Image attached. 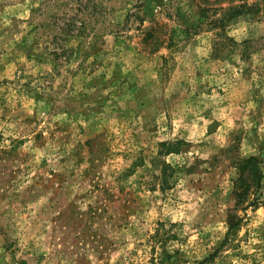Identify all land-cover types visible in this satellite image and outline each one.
I'll return each mask as SVG.
<instances>
[{
	"label": "rangeland",
	"instance_id": "obj_1",
	"mask_svg": "<svg viewBox=\"0 0 264 264\" xmlns=\"http://www.w3.org/2000/svg\"><path fill=\"white\" fill-rule=\"evenodd\" d=\"M0 264H264V0H0Z\"/></svg>",
	"mask_w": 264,
	"mask_h": 264
},
{
	"label": "trees",
	"instance_id": "obj_2",
	"mask_svg": "<svg viewBox=\"0 0 264 264\" xmlns=\"http://www.w3.org/2000/svg\"><path fill=\"white\" fill-rule=\"evenodd\" d=\"M79 32H83V31H79ZM236 195H237V193H236ZM229 225H230V229L232 230V229H234L237 226V223L234 221L233 218H230Z\"/></svg>",
	"mask_w": 264,
	"mask_h": 264
}]
</instances>
